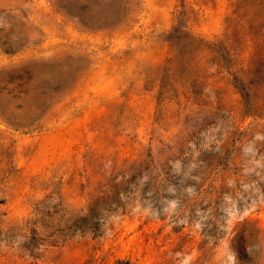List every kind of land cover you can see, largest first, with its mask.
<instances>
[{"label":"rangeland","instance_id":"1","mask_svg":"<svg viewBox=\"0 0 264 264\" xmlns=\"http://www.w3.org/2000/svg\"><path fill=\"white\" fill-rule=\"evenodd\" d=\"M0 264H264V0H0Z\"/></svg>","mask_w":264,"mask_h":264},{"label":"trees","instance_id":"2","mask_svg":"<svg viewBox=\"0 0 264 264\" xmlns=\"http://www.w3.org/2000/svg\"><path fill=\"white\" fill-rule=\"evenodd\" d=\"M64 8H68L64 5ZM25 92V91H21ZM99 201V200H98ZM55 206L50 210L44 211V216L37 220L36 226H31V232L38 227L43 231L41 244L50 243L52 240L56 241L64 235L71 233L89 234L91 236L97 235L101 231L102 217L93 214V207L85 215H64L61 207ZM97 202H94V206Z\"/></svg>","mask_w":264,"mask_h":264}]
</instances>
